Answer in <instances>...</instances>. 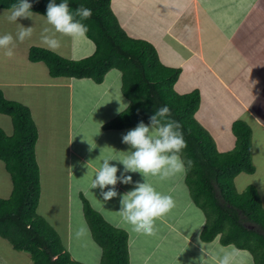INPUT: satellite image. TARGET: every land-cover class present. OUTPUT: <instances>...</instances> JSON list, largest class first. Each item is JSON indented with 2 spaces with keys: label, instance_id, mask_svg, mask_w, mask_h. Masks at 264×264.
Returning <instances> with one entry per match:
<instances>
[{
  "label": "trees",
  "instance_id": "1",
  "mask_svg": "<svg viewBox=\"0 0 264 264\" xmlns=\"http://www.w3.org/2000/svg\"><path fill=\"white\" fill-rule=\"evenodd\" d=\"M29 2L32 12L46 17L50 0ZM60 2L56 0L57 4ZM68 2L71 10L80 5L92 9L91 18L83 23L89 26L85 36L94 43V52L73 60L31 46L28 59L43 62L51 77L90 78L95 83L102 82L109 70H119L121 90L129 106L105 123L104 129H124L141 121L149 124L155 111L167 105L171 118L182 125L187 141L180 155L185 162L193 161L184 181L192 201L205 216L201 241L208 244L218 237L216 246L246 250L254 264H264V207L259 194L253 185L241 193L234 187L238 174L254 172L250 127L243 121H234V148L218 151L195 118L199 92L179 94L174 90L180 68L162 64L148 41L128 36L111 10V0ZM15 3L18 0H0V9H11ZM0 113L8 115L12 123L11 135L0 127V161L12 182L9 197L0 198V236L15 250L27 252L33 264H84L71 258L58 233L37 213L42 168L36 158L38 131L30 109L5 98L0 89ZM81 201L91 237L102 251L99 264H130L128 232L109 224L82 195Z\"/></svg>",
  "mask_w": 264,
  "mask_h": 264
},
{
  "label": "crops",
  "instance_id": "2",
  "mask_svg": "<svg viewBox=\"0 0 264 264\" xmlns=\"http://www.w3.org/2000/svg\"><path fill=\"white\" fill-rule=\"evenodd\" d=\"M141 1L142 0H121L117 11H115L112 9L114 0H111L110 7L116 17L118 16L117 14L123 15V10H126L127 12V10L131 9L133 12H135L139 8ZM154 2L155 18L143 20L142 18L136 19V15H131V17L128 16L130 19L128 23L131 25L130 31L127 30L126 26L122 28V24L119 25L128 36L136 39H143L151 43L156 49L159 60L162 64L168 67L180 68V74L176 83L177 85H180L181 89L177 91V85L176 89L174 87V90L177 93L183 94V91H186L191 87L186 86L184 83H178L180 75L185 72H192V70L196 68L195 63L202 65L204 69L207 70L208 74L214 79V81H216V84L222 88V91H227L230 102L225 99L223 100V96L220 93L215 92V87L214 90L212 87L208 88L207 92L205 90L204 92L200 91L199 87L201 86L203 80L200 81L198 89L196 88V90L199 92L200 102L195 113V118L204 128V130L209 134V131H211L210 129H212L214 125L210 129L206 128H209L212 124L216 123L215 120L218 119V114H216V116H212L211 114L202 116V113H200L202 107L205 105V109L207 110L216 104L222 106L227 102L229 104L235 102L239 108L242 109V112H245L246 120H249L248 122H250H246V124L250 127V129L253 122L255 126L259 127L261 130H264V122L261 121L254 110L249 107L247 103H245L244 99H242V97L233 89V86H236L239 91H242V93L246 92L249 96H251V85L254 84L255 80L262 79V75L245 70L240 71L235 63L238 75H235L236 79L233 81L230 77H225L223 73L220 74L219 71L222 70V67L225 68L224 66L221 67L219 64L215 68L212 65V62L216 59L214 56L220 54L224 48L230 44H234L235 46L236 43L235 47H237L241 43V45H239L241 49V56L245 55L246 51H248L250 48L255 50L252 51L254 52V54H251L252 56H257L258 52L264 50V0H156ZM221 3L223 6H225L223 3H228V6L233 5L235 10H232L228 6L223 8V10H218L215 6H219ZM242 10L246 13L244 15L248 18L244 24H242V22L238 20L237 16L234 15V11L238 12ZM116 19L118 21L117 17ZM5 20L6 25L8 26L7 22L9 21L7 18H5ZM231 21L233 24L231 27H229L231 25ZM16 23L19 24V26H15V30L12 28L15 31L14 35H16L21 25L24 27H33L34 31L30 38L25 39L23 42H19L17 47H21L20 49H17L15 46L13 55L15 63L12 66H9L8 63H5L8 67L6 71L2 70V72H0V89L2 90L5 98L18 101L30 109L31 117L38 131V139L35 146L36 158L38 157V140L41 137L42 132L44 133L49 128L45 127L43 129L42 126L45 124H50L51 118L55 116H53V113L51 114L50 110L46 107H37L36 104H31V101L29 100H23L21 97L12 99V97L15 95L13 91L18 88V84L22 86L27 83L37 84V86L40 84H45V87L50 88L55 85L66 90L65 94H67L66 97L68 98L69 102L67 101L68 105H62L66 111V114L61 116V119H58L59 125L53 131L49 128V138H58L60 132L66 134V136H64V138H66L64 145L65 151L63 152V150L60 148H56L55 143H53L52 150L48 151L46 156L49 157L51 155L50 157H53L56 154H65L67 155V158L68 156L75 157L76 163L74 165L72 164L71 160L67 162V171H69L67 173L69 176L72 173H76L79 176L80 174H83V170L85 171L84 173H88L87 176L95 175L103 157L115 156L118 158H123L125 156L123 152H127L130 145L122 142L120 134H127V131H124V129L127 128H103L105 123L115 118L120 112L129 106V100L123 95L121 90L120 71L114 68L109 70L100 83H95L90 78L51 77L48 74V69L46 65L44 66L43 62H31L28 59V51L31 46H38L48 49L41 39L42 28L51 27L50 25H47L45 16L33 12L32 18H18ZM157 27H162L160 28L161 34L150 33L155 31ZM140 32L145 33L146 35H144L147 37L139 35ZM214 34H216V36H214ZM57 36L61 39V47L53 52L64 58L73 60L81 59L91 55V53H93L95 50V45H93L94 43L90 39L87 40L89 42H84L83 40H78L80 37L74 38L69 36H61L59 33ZM249 43L251 45H248ZM88 49L91 50V53L80 55L82 51H87ZM74 53H76L77 57L74 56ZM219 61L222 64V61ZM6 65L3 64L2 67ZM197 72H199L200 75L202 74L198 69ZM19 73H23L24 77L18 76ZM21 78L22 80H20ZM34 94L35 93H32L31 91V95ZM206 95H208V102L206 101ZM248 95L246 96L248 97ZM47 98L44 99L48 102L49 93H47ZM74 98L77 99L76 103L73 101ZM61 104L62 103H60L59 106L60 108ZM223 109L226 110V108ZM235 110L236 108H233L228 113V115L224 114L225 117L227 116L225 123H230V121H236V119L241 118L239 116L237 117V113L231 114ZM78 111L80 115H78ZM77 119H82L79 125L76 123ZM61 120H63L62 122L64 123L62 126H60ZM202 120L205 121L206 128L201 123ZM145 124L148 125V123ZM218 125L221 126L222 122H220ZM136 126L128 127V129L132 130ZM229 126L230 125L225 127L224 124L225 129ZM0 127L7 135L12 134V123L8 115L0 113ZM231 128L232 124L230 126V129ZM86 129L88 130V138H96L95 151H93V154L91 151H89V145L84 144L85 138L77 135L81 134V132H83L82 130L85 131ZM209 136L213 138L210 134ZM59 138H61V136ZM77 138H80L81 141L77 140ZM114 138H118L120 143L105 144L107 146V150L98 144V142H102L104 144L108 141V139ZM252 159L251 146V160ZM50 160L51 164L54 160ZM109 163L117 165L119 169L117 176H120L123 172V164L117 160H111ZM40 167L42 168V171L49 172L48 170L44 169L43 166L40 165ZM78 170H80V173H77ZM255 171L256 168L254 166L253 173H255ZM125 175H134L132 176L133 183L123 184L118 181L115 187L119 195L108 201L102 200V206H107L108 208L112 209L114 213L120 210V199L122 194L133 190L137 182L142 183L145 180L142 177L143 175L139 172H129L125 173ZM87 176H85V178ZM184 176L185 173H179L169 177L166 180L160 179V181L164 182L166 185V191L162 193L171 195L175 201V207L171 210L170 216H167L166 214V216L170 218L168 220H175L181 224L189 221L193 222V226L190 224L189 229L191 230V233L189 235L186 232V234L183 232L178 234V239L180 236H182L184 241H180L179 239L180 245L178 246H180L181 250L177 251L180 253L185 250L186 247L184 244L186 241L189 244H192L194 248V252L189 254L192 256V259H195L199 255L201 258L200 264H219V258L223 255L220 250L227 249L215 245L216 242H218V237L212 241L213 246L201 241L199 234L205 223V216L192 201L188 187L184 181ZM7 179L10 180V185L7 187V191L2 193L3 198L9 197L12 191V183L9 173ZM3 180L5 179L3 178ZM3 180L1 178L0 182ZM91 180L92 179L90 177V181ZM152 184L159 191V185L156 177H154ZM250 185L255 187L254 184ZM76 192L77 193L74 195V197H77L81 200L82 192L78 191V189ZM87 201L90 204L88 198ZM161 220L165 223L167 218L163 216L159 218V221ZM112 226L127 230L126 226L124 228L116 226L115 224ZM165 237V232L159 229L156 231V234L153 235L152 239L148 238L143 242V248L148 251L149 245L151 247L154 246V248L157 246L167 247V242H164L166 240L164 239ZM151 256H153V251L152 253L150 252L145 256L142 254L141 263L144 264L147 260H150V264L156 262L157 259L154 256L151 258ZM129 258L130 264H132L131 253L129 254ZM30 259V255L27 252L15 250L7 239L0 236V264H33L32 260ZM250 259L253 262L251 256Z\"/></svg>",
  "mask_w": 264,
  "mask_h": 264
},
{
  "label": "rangeland",
  "instance_id": "3",
  "mask_svg": "<svg viewBox=\"0 0 264 264\" xmlns=\"http://www.w3.org/2000/svg\"><path fill=\"white\" fill-rule=\"evenodd\" d=\"M154 1L156 0H142L139 5V8L135 12L129 9L127 10V12L126 10L125 11L123 10L124 16L122 14H117L118 16L116 17L118 18L119 24H122L121 27L124 28V26H126L127 30L130 31L131 25L128 23V21L130 20L128 16L131 17V15H136V19L142 18L143 20L155 18ZM120 3L121 0H114L112 9L117 11L118 5ZM223 4H225V6H223L221 3L219 4V6H215V7H217L218 10H223V8H226L228 6V3H223ZM228 7H230L232 10H235L233 5H230ZM10 11L11 9L0 10V35L6 33H12L13 36L15 37L14 35L15 26H19V24H17L16 22L14 23L7 22L8 23L7 26L5 22L6 21L5 18L10 13ZM244 14L246 13L243 10L238 12L234 11V15L237 16L238 20L242 22V24H244L245 21L248 20L247 16H245ZM230 23L231 25L229 27H231L233 24L232 21ZM12 28H14V30ZM160 28L162 27H157L155 31H152L150 33L161 34ZM144 34L145 33L140 32L139 35H143L144 37H147L145 36L146 34L145 35ZM214 36H216V34H214ZM78 40L89 42L87 41L89 39L86 36L80 37L78 38ZM18 44L19 41L17 40L16 47L18 46ZM230 45L224 48V50L220 53L221 55L217 54L214 56L216 57V59L212 62V65L215 68L219 64L221 65V67L224 66L225 68L222 67V70L219 71L220 74L223 73L225 77H230L233 81L236 79L235 75L236 74L238 75L236 70V65L240 71L245 70L262 75V79L255 80L254 84L251 85L252 86L250 90V92H252L251 96H249L246 92L242 93V91H239L236 88V86H233V89L242 97V99H244L245 103H247V105L254 110V112L261 119V121L264 122V50L258 52L257 56H252L251 54H254V52L252 51L255 50H252V48L250 49L248 48L249 50L246 51L245 55L241 56V52H240L241 49L239 47L241 43L237 47H235L236 43L235 46L234 44H230ZM248 45L251 44L249 43ZM20 48L21 47H17V49ZM4 51H5L4 49H0V61H1L0 72H2V70L5 71L7 70L8 66L5 63H8L9 66H12L15 63L14 57L11 58L6 57L4 55ZM88 53H91V50L88 49L87 51H82L80 55H85ZM74 56L77 57L76 53H74ZM219 60L222 61V64ZM3 64L6 66L2 67ZM195 67H196L195 68L196 70L194 69L195 71L192 70V72L183 73L185 75L183 74L180 75L178 84L184 83L186 84V86H191L188 90L183 91L182 93H187V92L189 93L192 91H196V88L198 89L199 87L200 81L203 80L201 86L199 87L200 91L204 92L205 90L207 92L208 88L212 87V89L214 90L215 87L216 88L215 92L220 93L223 96V100L225 99L228 100V102H230L229 95H227V91H222V88L216 84V81H214V79L208 74L207 70H205L204 67L198 63H195ZM197 69L200 71V73H202L201 75L199 74V72H197ZM18 76L24 77L23 73H19ZM20 80H22V78ZM176 85L177 83L174 86L175 89H176ZM177 88L178 89L176 90L179 91L181 89L180 85H177ZM16 89L13 91L15 95L12 97V99H15L16 97L17 98L21 97L23 100L31 101V104H36L37 107L38 106H41L42 108L46 107L47 109L50 110L51 114L53 113V116L55 117L51 118L50 124L43 125L42 126L43 129L45 127L46 128L49 127L53 131L59 125L58 119H61L62 118L61 116L66 114V111L64 110L62 105L67 104V101L69 102L68 98L66 97L67 94H65L66 90L64 88H59L55 85L50 88V87H45V84H40L39 86H37V84L27 83L24 86L18 84V88ZM31 91L32 93L35 94L31 95ZM47 93H49L48 102L44 99L47 98ZM246 95H248V97ZM207 98L208 95H206V101ZM73 101L74 103H76L77 99L74 98ZM228 102L222 106L216 104L207 110L205 109L206 106L203 104L204 106L202 107V110L200 112L202 113V116H206L210 114L212 116H216V114H218L217 116L218 119L215 120L216 123L212 124L209 128L208 127L206 128L204 120H202L201 123L206 129H210L214 125V127L210 129L211 131H209V134L213 137L212 139L215 143V146L217 150L220 152L230 151L235 146V138L233 132L230 129V126L231 124H233L234 120L232 122L230 121V123L229 122L225 123V119L227 116L225 117L224 114L228 115V113L233 108H236V110L233 111L231 114L237 113V117L239 116L243 118V119L241 118L236 119V121L240 120L245 123L249 121L246 120L245 112L244 111L242 112V109L239 108V106L235 102H232V104H229ZM60 103H62L61 108L59 107ZM223 108H226V110H224ZM78 115H80L79 111H78ZM62 121L63 120L60 121V126L64 125ZM81 121L82 119H77L76 120L77 125H79ZM220 122H222L221 126L218 125ZM73 123L76 124L75 122ZM224 124L225 127L228 125L230 126L225 129ZM49 128L44 133L42 132L41 137L38 140V149H37L38 164L43 166L44 169L48 170L49 172L42 171V182L40 183L41 193L39 197L40 199L37 207V213L40 216H42L50 224V226L58 233L62 244L64 245L65 249L69 252L72 259L84 264H99L102 256V251L100 247L92 239L90 232L89 234L81 237L76 236V231L80 226V224L82 223L87 224L83 215L82 202L77 197H74V195L77 193L76 190L78 189V191L82 192V195L86 197V198L84 197L86 200L87 198L89 199L90 205L95 210H97V212H99L100 215H102V217L107 222L111 224L113 223L112 225L115 224L116 226L122 228H124L125 226L127 227L126 231L129 234L128 248H129V254L131 253V257H132V264H142L141 263L142 254L145 256L150 252L152 253V251H153V256L157 259L156 262H154L153 264H200L201 258L199 255L195 259H192V256L189 255L192 252H194V248L192 244H189L188 242L185 241L184 244V246L186 247L185 250L180 253H178L177 251V250H181L180 246H178L180 245L179 239L180 241H184L182 236H180V238L178 239V234L180 232L183 233L186 232L189 235L191 233V230L189 229L190 224L193 226V222L189 221L184 224H181L175 220L174 221L168 220L170 218H168L167 216H170L171 211L167 214V216L165 215V217L167 218V221L165 223L162 220L159 221V219H157L156 228L157 230L160 229L165 232L166 237L164 239L166 240L164 242H167V247L156 245L157 247L155 246L156 248H154V246L151 247L149 245L148 246L149 252H148L147 250H145V248H143L144 246L143 242L148 238L152 239L153 235L149 236L143 233H137L133 231L130 225H127L122 221L119 215V211L114 213V211L108 208L107 206L106 207L102 206L103 197L101 195V189L99 187L91 188V184H90V182L92 181V180L90 181V177L91 179H93L95 178V175L87 176L88 173H84L85 171L83 170L82 171L83 174H80L79 176L76 173H72V174L70 173L71 175L69 176L67 173L69 172L67 171V162L71 160L72 164L74 165L76 163L75 157L68 156L67 158V155L65 154H61V155L56 154L53 157H50L51 155L49 157L46 156V153L52 150L53 143H55L56 148L58 147L64 152L65 151L64 145L66 142V138H64L66 134L62 132L59 133V137L61 136V138L59 137L49 138V131H50ZM82 131L83 132H81V134H77V135L85 138L84 144L89 145L90 147L89 151H91L93 154V151H95L96 138H88L87 129L85 131L84 130ZM124 131L128 132L129 129L128 128L124 129ZM120 135L122 138L123 135L122 134ZM77 140L81 141L80 138H77ZM250 142L252 146V157H253L252 163L255 166L256 171L253 174H247V173L238 174L234 178V187L237 192L241 193L246 189L248 185L254 184L259 194V197L261 198V204L264 207V130H261L259 127L255 126L253 122L251 127ZM107 143L112 144V143H120V142L118 138L108 139V141L105 142L104 144L102 142H98L99 146L101 145L106 150H107V146L105 144ZM123 153L124 155L127 154V152H123ZM50 159L54 160L51 164H50L51 161ZM77 173H80V170H78ZM7 176H8V172L5 170L4 164L0 161V180L1 178L2 180L3 178L5 179L2 182H0L1 198H3L2 193L4 191H7V187L10 185L9 182L10 180L7 179ZM85 176L87 177L85 178ZM156 178L159 185V191L165 192L166 185L164 184V182L160 181V178L158 176ZM40 179H41V175H40ZM143 179L145 178L143 177ZM147 180L148 182L152 183L154 177L148 176ZM109 187L112 186L106 187L104 191H107ZM75 198L77 199L74 200ZM247 226L252 227L253 225L251 223H247ZM208 245L213 246V242L208 243ZM225 248L228 251H232L233 249L235 250V255L233 257L232 264H254L250 259L251 254L248 251L236 249L231 245ZM153 256H151V258H153ZM144 264H150V260H147Z\"/></svg>",
  "mask_w": 264,
  "mask_h": 264
},
{
  "label": "clouds",
  "instance_id": "4",
  "mask_svg": "<svg viewBox=\"0 0 264 264\" xmlns=\"http://www.w3.org/2000/svg\"><path fill=\"white\" fill-rule=\"evenodd\" d=\"M32 4L29 0H18L11 5V11L7 15L9 22H17L18 18H32ZM92 9L80 5L75 10L70 9L68 0H50L47 5L46 22L51 27H44L41 32L42 42L51 51L61 47V36L84 37L89 31V26L83 21L92 16ZM33 27L20 26L15 37L12 33L0 35V49H4L6 57H13L16 41L23 42L33 35ZM171 109L165 105L157 109L146 125L143 121L123 135L122 142L130 145L129 151L123 158L107 156L95 173L91 181V188L99 187L104 201L117 197V182L123 184L133 183L129 172H139L145 178L144 182H137L134 189L122 194L120 199L119 215L122 221L130 225L132 230L145 235H155L156 220L168 214L174 207L175 201L169 194L162 193L148 182V176L159 177L166 180L179 173H186L193 165L192 160L185 162L180 153L187 147L182 125L171 118ZM134 149V150H133ZM117 160L123 164V172L117 176L118 167L109 161ZM187 165V166H186ZM108 186L107 191L104 189ZM86 223L80 224L76 236L89 234ZM223 255L219 258V264H232L235 250H220Z\"/></svg>",
  "mask_w": 264,
  "mask_h": 264
}]
</instances>
